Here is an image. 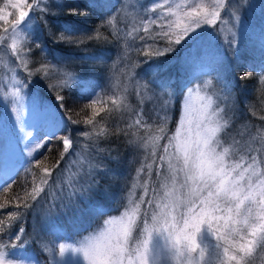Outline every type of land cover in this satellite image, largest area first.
<instances>
[{
    "label": "snow or ice",
    "instance_id": "6c2138e0",
    "mask_svg": "<svg viewBox=\"0 0 264 264\" xmlns=\"http://www.w3.org/2000/svg\"><path fill=\"white\" fill-rule=\"evenodd\" d=\"M95 2L89 0L90 4ZM242 3L248 5L249 0H242ZM9 6L16 10L15 15L8 12L0 14V21L3 22L0 26V55L14 58V76L11 89L5 94L4 105H11L12 112L16 114V126L24 141H29L33 136V132L24 131L21 119L25 106L24 90L33 81L31 77L42 71L43 79L47 81V70L51 64L42 60L40 67H28L24 57L31 51V44L41 53L45 49L22 30L23 24L28 23L31 27L34 19L38 18L56 43L79 47L93 39V31L100 34V28L112 25L118 18H130L134 23L124 37L127 44L124 55L127 56L128 50L139 54L147 47L153 49L148 53L149 57L156 60L170 56L177 50L174 46L182 45L205 28L215 33L218 24L221 26L220 31H226L231 36L227 43L235 56L238 33L244 30L241 5L233 4L232 0H182V3L176 0H122L116 15H107L100 27L83 35L71 34V25L68 24L63 26L64 31L53 32L46 18L56 14V6H63L53 3V0H9L5 7ZM10 15L11 19L8 18ZM67 15L84 16L86 13L69 8ZM225 15H229L230 27H226L229 20H225ZM141 29L147 33V38L139 35ZM122 32L117 30L113 33L115 41L121 39ZM127 36H133L132 43H127ZM261 37L264 40V30L261 31ZM148 38L154 42L149 44ZM159 38H163L166 43L157 47ZM107 42L109 38L105 37L104 43ZM261 47L264 51V44ZM205 56L206 53L202 51L197 56L186 58L185 63L193 69L202 68L206 63ZM88 61L108 67V61L102 56L86 55L80 62ZM20 63H23L24 70L29 74L27 80L15 77ZM210 63L216 73L213 80L203 83L192 80L185 85L181 117L174 133H170L168 128L171 106L175 102L170 82L160 89L153 87L150 82L142 84L138 74L133 76V64H125L130 84H119V77L113 83L115 74L106 75V85L85 104L84 108L91 109V117L84 120V124L90 125L92 131L83 130L77 134L90 141L81 149V155L87 153L84 161L87 168L81 163V178L76 184L70 185L72 190L67 193L69 203L89 197L98 190L101 178L112 174L108 164L118 160V154L114 156L110 150L101 147V142L112 135L119 138L122 134L127 138V144L135 150L142 149L145 160L150 157L151 163L141 162L132 191L128 193L127 204L116 202L118 208L124 209L119 215H110L100 205L90 207L109 218L95 231L81 221L80 226L89 234L83 237L78 246L70 249L74 256L78 255L81 264H254V253L264 252V131L257 129L256 135H252L249 130L247 137L244 131L233 133L236 106L224 76L228 57L217 51ZM66 64L56 63L52 70L59 72L60 81L47 86L56 93L55 99L68 124L79 125L80 121L68 114L70 109L65 107V95L61 94L64 89L71 90L79 79L78 75L66 70ZM251 76L252 70H248L239 79L246 80ZM260 81L264 84V75L260 76ZM129 87L135 89L138 110L133 109L128 102V95H131ZM104 112L110 116L119 113L121 117L128 113L130 122L126 127H121L117 121L114 130L111 124L108 129L97 130L96 117ZM101 119L104 117L101 116ZM261 120H264V116H261ZM58 127L50 122L48 132L43 137L25 143L21 155L26 158V163L14 176L3 182L0 191L10 189L20 171L29 170L28 165L35 163L39 166L37 154L42 155L40 150L47 148L51 141L59 140L63 145L61 157L54 166L57 169L62 167L65 154H70L77 142L73 139L71 129L58 134ZM3 131L0 126V135ZM145 169H148V179L141 183L140 174ZM52 176V170L44 168L40 185L33 186L31 192L26 191L25 197L15 196V210L2 213L7 219H0V234L6 233V230L10 232L15 224L23 221L25 214L39 202L38 197L45 191L43 186H50L47 178ZM137 186L143 187V195L135 196ZM150 188L152 195H149ZM27 197L35 203H30ZM4 207L0 205V209ZM52 209L55 210V205ZM203 230L214 242L216 255L211 260L208 250L198 242ZM24 233L25 227L20 226L18 232L10 236L9 242L13 247L24 246ZM154 238L163 242L159 250L152 247ZM3 247L0 244V249ZM68 248L60 244L61 259L56 260L53 250L45 246V250L53 257L48 264H62ZM5 256L6 253L0 250V264H5ZM7 264L12 262L9 260ZM34 264H39V261Z\"/></svg>",
    "mask_w": 264,
    "mask_h": 264
},
{
    "label": "trees",
    "instance_id": "16d2710c",
    "mask_svg": "<svg viewBox=\"0 0 264 264\" xmlns=\"http://www.w3.org/2000/svg\"><path fill=\"white\" fill-rule=\"evenodd\" d=\"M53 3L63 4L62 7L56 6L54 8L56 12L55 15H50L46 18L53 32L58 33L59 31H64L65 28L63 26L68 24L71 25V34L83 35L100 27L102 19L106 18L107 15H116L122 0H96V2L92 4L89 3V0H53ZM8 4L9 0H0V14L8 12L15 15L16 10L14 8L10 6L5 7ZM69 8H76L80 11H84L86 15L69 16L67 15V10ZM8 18L11 19L12 16L10 15ZM2 23L3 22L0 21V26H2ZM34 25L38 31L37 42L41 43L45 49L43 52L44 55H47V58H51V61L56 60L58 63L66 62V70L79 77L78 82L71 90L64 89L61 94L65 95V107L70 109L68 114H70L73 119H78L80 124H68L63 116L64 113L61 111L55 99L56 93L51 91L47 86L48 84L56 85L58 83L57 80H60L59 72H57V76H49L47 81H45L43 75H41V79L38 80L36 86H32V88L35 89L34 92L38 96V99L48 107L50 115L56 120V124L59 126L58 134H64L71 129L73 139L77 143L75 149L72 150L70 154H65L62 167L57 169L54 166L61 157L63 145L59 140L51 141L47 148L40 150V152L43 153L42 155L39 153L37 154L40 159L39 166L35 163L28 165L29 170H21L10 189L7 191H0V205H5L4 208L0 209V219L6 220V215H2V213L15 210V196L18 194L21 197H25L26 191L31 192L33 186L40 185L44 168H48L53 172V176L47 178L49 179L50 186H43L45 191L38 197V203L32 202L31 198L27 197L30 203H35V207L29 210L25 214L23 221L15 224L10 232L6 230V233L0 234V244L4 246L0 250L4 251L6 255L9 256L14 254L16 260L28 261L32 262V264H34L35 261H39V264H48L50 260L49 256L47 253L43 252L34 234L35 229L33 230V228L36 226V216L34 212L37 209H45L46 211L48 210V212H52L51 209H48V206L51 207L50 203L54 196H56L59 201H61L62 198L68 200L66 192L68 193L72 190L70 185L76 184L81 178V163H83L85 169L87 168V163L84 162L87 153L85 152L81 155V149L85 144L90 143V141L77 133L83 130L92 131L90 125L84 124V120L91 117V109H86L84 106L96 92L99 93L101 88L106 85V75L115 74L112 77L113 83L116 77H119V84H130L131 81H126L128 77L126 76L127 69L125 68V64H133L135 65L133 68V76H137L138 74V77L142 78L140 80L142 84L150 82L153 87L160 89L164 84L170 82L175 102L171 106L168 128L170 133H174L179 116L181 96L185 85L191 83L192 80L200 83L202 77H207V80H213L216 73L210 71L207 73L211 74H206L199 68L193 69L192 67L183 65L181 62L183 50L186 49L188 45H191L194 40L200 36L199 34H194L180 46H174L177 50L170 56L156 60L155 58L149 57L148 53L153 51V49L147 47L139 54L134 50H128L127 56L124 55L127 47L124 37L130 28L124 23L123 18H118L112 25L100 28V34L93 31V39L86 41L84 45L79 47L56 43L48 35L38 18L34 19ZM117 30H123L119 41H115L113 38V33ZM156 30L159 31V29ZM199 33H202V31ZM139 35H144L147 38V33L143 32L142 29ZM105 37L109 38V42L104 43ZM126 39L127 43L133 42V36H127ZM160 40L164 39L159 38L156 41L157 47L165 44L160 42ZM153 42L152 38H148L149 44ZM136 43L142 42L137 41ZM242 44L241 47L243 49H241L237 55L228 59L224 76L230 85L232 102L236 106L233 116V133L244 131L247 137L249 130L252 135H256L257 129L264 131V120H261V116H264V84H261L260 81V76L264 75V52L258 53L251 45ZM38 53L41 52L35 49L27 53L28 56L26 57L29 64L36 63V61L40 59ZM86 55L104 57L108 61V67L104 68L101 65H94L90 61L80 62ZM248 70H252V76L246 80H240V75ZM128 92H130L131 95H128V93L124 94L128 95L129 104L133 109H137L139 101L135 95V89L129 87ZM149 107H151L150 103ZM81 109H84V111H81ZM101 116L104 117L103 120ZM37 120L32 130L33 136L29 138L30 141H35L48 132L49 123L43 118H38ZM117 121L120 122L121 127H126L127 123L130 122L128 113H124L123 117H121L119 113L114 116H110L107 112L101 113L100 116L96 117L97 130L99 128L108 129L110 124L114 130L115 122ZM132 138L134 139L135 137ZM161 143H163V141H161ZM101 147L110 150L111 154L114 156L118 154V160H112L108 164L112 174L103 176L100 180L98 190L91 193L89 197H83L73 202L72 209H70L68 214L69 219L64 223L61 224L52 220V213L48 215L49 223L45 228L48 234L51 232V234L48 235L50 244H56L53 241L52 230H57V239L59 241L74 242L75 238L86 233L83 227L80 226L81 221L83 224L89 225L91 230L100 227V224L108 219L109 216L98 214L93 208H90L93 205L103 206L108 210L110 215H117L123 207L118 208L116 202L121 201L125 204L129 191H132L133 182L137 178V169L140 168L141 162L151 163V158L149 157L145 160L143 150L141 149L138 151L133 149L127 144V138L122 134L119 135V138H117L116 135H112L108 137L107 140H103L101 142ZM49 148L51 149L50 151L48 150ZM25 163L26 159L17 163L8 176H2L0 172V186H2L4 181L14 176L17 170L22 168ZM147 171L148 169H145V171L140 174L139 179L141 183L143 180L148 179L146 175ZM61 188V193L65 194L62 197L58 193ZM143 192V187L137 186L135 189V196L143 195ZM149 195H152L151 188L149 189ZM57 208L58 207H56V209ZM62 211L65 212L63 209ZM20 226L25 227V233L22 237L24 246L17 248L13 247L9 241L10 236L17 233ZM254 254H258V257L255 256L253 258L254 264L255 262L256 264H264V252L257 251Z\"/></svg>",
    "mask_w": 264,
    "mask_h": 264
},
{
    "label": "rangeland",
    "instance_id": "374dc122",
    "mask_svg": "<svg viewBox=\"0 0 264 264\" xmlns=\"http://www.w3.org/2000/svg\"><path fill=\"white\" fill-rule=\"evenodd\" d=\"M144 2H147V0H144ZM176 2L182 3V0H176ZM232 3L241 5L240 16H241L242 24L244 26V30L239 31L237 36V41H238L237 54L241 49H243L241 47L243 45L242 43L246 45L248 44L251 45L252 48L258 51V53L264 52L262 51V47H261L262 44H264V40H262L261 37V31L264 30V0H249L248 5L243 4L242 0H232ZM225 20H229V15H225ZM123 21L131 29V26L134 23L133 20L130 18L129 19L123 18ZM230 26H231V21L229 20V24L226 27H230ZM220 27L221 26L218 24L215 33H213L211 29H207V28H205L202 31V33H198L200 36L196 40H194V42L191 45H188L187 48L183 50L181 54V56H183L181 59L182 64L188 66L185 63L186 58L197 56L203 51L204 53H206V56L204 58L206 63L204 67L199 69L202 72L207 73L210 71L212 72L214 71L210 61L213 54L216 53L217 51L222 52L224 55L228 57V59L232 58L234 56L233 51L229 49L227 43V41L231 39V36L226 31L223 32L220 31ZM22 30L28 32L31 35L32 39L37 42L38 31L36 30L34 22L31 23V27H29L28 23L23 24ZM133 35H135V33ZM160 42L166 43L165 40H160ZM10 43L11 41L9 40V44ZM33 49L38 50L40 52L39 49L35 48L34 44H31V50ZM26 56H28V54ZM26 56L24 57V61L28 64V67L31 66L29 67L30 69L40 67L41 61L47 60L51 64V67L47 70L49 72V76L58 75L57 73L58 71L52 70L53 68L56 67V63H58L56 60L51 61V58L49 57L47 58V55H44V53H38L40 59H38L36 63L29 64ZM13 63H14V58L10 59L8 56L0 55V126H2L4 129L3 134L0 135V172L2 176L10 175L12 168L17 163L21 162L23 159H26L24 156L21 155V150L24 148L25 143L30 142V139L29 141L23 140L19 131V127L16 126L15 123L16 114L12 112L11 105L9 104L7 107L6 105H4L5 94L10 91L14 76L12 70ZM41 75H44L43 71L40 74L31 77L33 81L24 90L25 106L23 109V115L21 119L23 122V127L25 132H29V131L32 132L38 121L37 120L38 118L45 119L47 123L50 122L54 124L57 123L56 120H54L53 117L50 115V111L48 110V107L38 99V96L34 92L35 89L32 88V86H36L38 80L41 79ZM15 77L16 79H23V80L29 79V74L27 71L24 70L23 63H20V66L16 68ZM59 81L60 80H57L58 83ZM126 81H128V79H126ZM204 81H207V77H202L200 83H203ZM116 82L117 81L115 80L114 83ZM184 92L185 89L183 91V94ZM183 94L181 96L179 116L175 128L177 127L178 121L181 117ZM221 106L223 107V104H221ZM61 190L62 188L59 190L58 193L62 197L65 194H62ZM52 202L50 203L51 207L47 205L48 209H51L52 212L51 211L48 212V210L46 211L45 209H44L45 211L37 209L34 212L35 213L34 215L36 216L35 217L36 226L33 228V230L35 229L34 234L36 236L37 242L40 245L43 252L48 254L49 259H52L53 257L50 256L49 252L45 250V246L51 248L55 253L56 260L61 259L59 256V245L65 244L66 246H69V248L68 251L65 252L62 264H81L78 255L74 256L70 249L71 247L78 246L79 242L83 239V237L88 235L89 233L86 232L80 235L78 238H75L74 242H62L57 239V230H52L53 241L56 244H50L48 240V235L51 234V232L48 234L45 228L49 223L48 215L52 213V220H55L62 224L69 219L68 214L73 206L72 205L73 202L69 203V201L64 198H62V200L59 201V199L56 196H54ZM125 204H127V199L125 201ZM53 205H55V210L52 209ZM56 207H58L57 208L58 210L56 209ZM61 208L65 212H63ZM123 210L124 209L122 208L117 215H119ZM104 221L100 224V227H98L97 229H93V231L99 230V228L103 226ZM198 242L201 245V247H205L208 250L209 259L210 260L213 259L216 255L214 242L206 230H203L201 232L200 236L198 237ZM162 244L163 242L159 238H154L152 247L154 250H159L162 247ZM257 255L258 254H254V257L255 256L258 257ZM9 260L12 262V264H31V262L28 261L16 260L14 254L12 256L9 255L5 256V264H7Z\"/></svg>",
    "mask_w": 264,
    "mask_h": 264
}]
</instances>
